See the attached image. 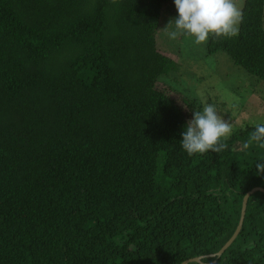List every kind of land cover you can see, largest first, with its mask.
<instances>
[{"label":"trees","instance_id":"obj_1","mask_svg":"<svg viewBox=\"0 0 264 264\" xmlns=\"http://www.w3.org/2000/svg\"><path fill=\"white\" fill-rule=\"evenodd\" d=\"M171 1L0 0V264H264L263 192L211 257L264 189V149L252 124L182 148L202 108L158 86ZM241 11L206 54L264 81V0Z\"/></svg>","mask_w":264,"mask_h":264},{"label":"rangeland","instance_id":"obj_2","mask_svg":"<svg viewBox=\"0 0 264 264\" xmlns=\"http://www.w3.org/2000/svg\"><path fill=\"white\" fill-rule=\"evenodd\" d=\"M235 3L242 8L243 0H235ZM177 15L172 0L163 9L156 42L159 52L171 58L178 68L159 77V88L179 104L181 97H185L196 99L201 108L205 104L215 105L232 125L233 132L252 121L264 119V81L234 65L224 52L207 55L206 42L196 44L189 35L170 40L167 31H171L172 26L165 28Z\"/></svg>","mask_w":264,"mask_h":264},{"label":"clouds","instance_id":"obj_3","mask_svg":"<svg viewBox=\"0 0 264 264\" xmlns=\"http://www.w3.org/2000/svg\"><path fill=\"white\" fill-rule=\"evenodd\" d=\"M178 15L172 19L165 30L170 40L179 35L194 37L196 44L207 42L210 36L233 37L238 33L242 11L235 0H173ZM254 131L248 146L264 149V119L252 121ZM233 132L232 125L226 121L213 104H205L202 110L193 111V118L181 133V146L188 155L206 152H220L223 141ZM257 176L264 175V158L254 163Z\"/></svg>","mask_w":264,"mask_h":264},{"label":"water","instance_id":"obj_4","mask_svg":"<svg viewBox=\"0 0 264 264\" xmlns=\"http://www.w3.org/2000/svg\"><path fill=\"white\" fill-rule=\"evenodd\" d=\"M255 192H263L264 193V189L263 188H254L252 189L250 192H248L243 200V204H242V212H241V217H240V221L239 224L234 232V234L231 236V238L225 243V245L222 247V249L215 255H212L211 257H219L222 255V253L232 244V242L234 241V239L236 238V236L238 235V233L240 232L243 220H244V216H245V210H246V204H247V200L249 198V196ZM188 262H183L182 264H187Z\"/></svg>","mask_w":264,"mask_h":264}]
</instances>
